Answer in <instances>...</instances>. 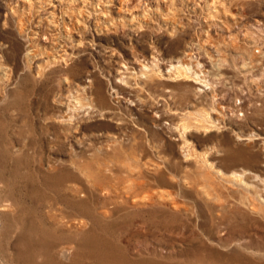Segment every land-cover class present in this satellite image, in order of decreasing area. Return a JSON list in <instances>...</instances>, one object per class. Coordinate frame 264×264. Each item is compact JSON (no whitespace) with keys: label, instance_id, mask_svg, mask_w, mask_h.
I'll return each mask as SVG.
<instances>
[{"label":"rangeland","instance_id":"obj_1","mask_svg":"<svg viewBox=\"0 0 264 264\" xmlns=\"http://www.w3.org/2000/svg\"><path fill=\"white\" fill-rule=\"evenodd\" d=\"M31 5L0 0V264H264V0Z\"/></svg>","mask_w":264,"mask_h":264},{"label":"bare ground","instance_id":"obj_2","mask_svg":"<svg viewBox=\"0 0 264 264\" xmlns=\"http://www.w3.org/2000/svg\"><path fill=\"white\" fill-rule=\"evenodd\" d=\"M29 2H31L32 3V5H31V8H33V9H38L39 10V12H41V10H40V0H38L37 2L35 1L34 2V0H29ZM39 3V4H38ZM42 8V7H41ZM180 68H182V70H185L186 69V67L185 66H183V65H181L180 66ZM180 68L178 67V70L180 71ZM42 69V68H41ZM188 70L190 69V67L189 68H187ZM177 70V71H178ZM184 72V71H183ZM45 73V72H44ZM41 74V73H40ZM186 74V73H185ZM204 117V116H203ZM207 117V116H206ZM68 118H70V117H68ZM212 118V117H211ZM210 121V120H209ZM192 124H194V123H192ZM186 126V125H185ZM197 126V125H196ZM190 128V127H189ZM184 130V129H183ZM186 132V131H185ZM106 156V155H105ZM120 167V166H119ZM124 169V168H123ZM238 175V174H237ZM138 185V184H137ZM78 188V187H77ZM125 188V187H124ZM130 189V188H129ZM66 191V190H65ZM118 193V192H117ZM79 196V195H78ZM111 196V195H110ZM119 196V195H118ZM150 196V195H149ZM104 197V196H103ZM126 197V196H125ZM118 198V197H117ZM109 199V198H108ZM121 201H123V200H121ZM119 202H120V200H119ZM106 204V203H105ZM118 206V205H117ZM53 207V206H52ZM89 207V206H88ZM149 209V208H148ZM109 211V210H108ZM130 211V210H129ZM46 212V211H45ZM102 212V211H101ZM105 212V211H104ZM111 213V212H110ZM113 213V212H112ZM105 214V213H104ZM137 216V215H136ZM135 216V217H136ZM105 217V216H104ZM122 218V217H121ZM64 225V224H63ZM130 226V225H129ZM81 230V229H80ZM108 231V230H107ZM113 239V238H112ZM141 247V246H140ZM93 250V249H92ZM67 251V250H66ZM48 253V252H47ZM141 253V252H140ZM150 254V253H149ZM62 255H64L65 257H66V255H65V251H63L62 252ZM61 255V256H62ZM68 256V255H67ZM65 257L63 258V259H65ZM136 258V257H135ZM146 258V257H145ZM51 259V258H50ZM67 259H68V257H67ZM66 260V259H65ZM47 261V260H46Z\"/></svg>","mask_w":264,"mask_h":264}]
</instances>
